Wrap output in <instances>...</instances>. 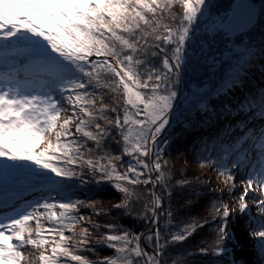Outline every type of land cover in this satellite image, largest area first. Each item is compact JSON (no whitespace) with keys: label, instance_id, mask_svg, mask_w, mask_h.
Wrapping results in <instances>:
<instances>
[{"label":"snow or ice","instance_id":"obj_1","mask_svg":"<svg viewBox=\"0 0 264 264\" xmlns=\"http://www.w3.org/2000/svg\"><path fill=\"white\" fill-rule=\"evenodd\" d=\"M172 2L0 0V41L6 46L16 42L5 52L19 60L0 72V159L27 164L26 183L41 193L39 199L18 207H0V264H28L22 251L25 246L45 249L39 254V264H163L169 246L186 241L203 226L193 219L173 231L172 211L161 224L164 201L157 189L170 198L173 185L164 170L167 161L160 137L171 122L175 87L188 60L186 46L193 23L206 8V0H179V20L173 16L163 22V12ZM150 56L160 57V63L152 64ZM242 83L241 74L234 72L217 94L227 96ZM104 89L112 93L111 103L105 101ZM65 104L69 107L64 108ZM222 107L220 115L225 120L244 113L245 119L258 116L264 121V92L258 101ZM62 111L71 115L61 121ZM237 130L240 136L232 139ZM225 132V137H218L222 155L206 159L223 178L229 195L236 189L234 172L244 176L240 213H249L247 201L251 199L264 216V199L260 198L264 196V126L254 129L239 122L235 128L226 125ZM109 139L122 145V154L131 158L123 171L113 162L121 161L122 155L106 148ZM168 143L163 140L165 146ZM40 144L43 147L37 149ZM85 169L97 185L113 183L124 194L114 208L129 209L131 214L129 201L143 200L137 215L151 230L146 235L115 233V225L109 223L105 225L109 231L101 237H92L87 225L74 232L75 224L84 220L81 207L93 203L74 198L76 189L87 184ZM189 183L176 181L184 186ZM140 185L144 193L129 187ZM233 215L227 204L213 205V218H219V225L214 240L199 247V255L222 258L228 254L226 242L233 238L228 225ZM249 226L264 257V219L253 216ZM161 228L166 230L163 235ZM93 238L114 254L95 262L78 254ZM173 264L184 261L178 257Z\"/></svg>","mask_w":264,"mask_h":264},{"label":"trees","instance_id":"obj_2","mask_svg":"<svg viewBox=\"0 0 264 264\" xmlns=\"http://www.w3.org/2000/svg\"><path fill=\"white\" fill-rule=\"evenodd\" d=\"M231 1L206 0L205 14L199 16V19L193 23L186 46L188 60L182 69L179 83L175 87L177 97L173 101L171 122L160 137L161 147L165 149L163 160L167 161L164 170L170 177L169 183L173 185L170 198L162 189H157V193L162 195L164 201L161 211L165 215L161 218V224L167 220L166 213L172 211L173 231L182 227L184 222H191L193 219L198 225H203L198 227L186 241L169 246L162 257L163 264H173L178 257L183 259L184 264H220L221 260L223 264H232L230 261L232 258L226 256L215 258L198 254L199 247H206L214 240V232L219 225V218H213V205L224 203L230 207L240 193V188L236 184L237 178H235L236 189L229 195L223 178L218 175L206 158L216 159L222 155L218 149L221 142L218 137H225L226 125L235 128L239 122H243L254 129L264 126V121L258 116L245 119L246 114L242 113L235 119L229 117L225 120L220 115L224 111L222 107L224 103L235 106L242 100L247 102L255 98L258 101L264 92V70H262V65H264V3L260 8L258 23L248 32L234 38L221 37V25L213 34L203 31L205 26L213 20H219L220 24L222 23L228 15ZM181 15L182 6L179 0H173L171 6L163 12V22H168L173 16L179 20ZM15 43L7 46L2 44L3 52L6 54L5 48L12 47ZM248 53H253L255 63H247V65L244 63L242 56ZM0 60L5 61L9 65L8 68L19 62L18 58L13 59L9 55L5 58L0 57ZM149 60L154 65L160 63V57L150 56ZM243 65H246L244 70ZM234 72L241 74L242 86L234 88L227 96L218 95L219 88L233 76ZM103 92L105 101L111 103L112 93L107 89ZM239 136V130L232 133V139ZM164 139L169 141L166 146L163 144ZM36 147L38 148V145ZM89 147H92L91 142H89ZM106 148L113 154L122 155L121 161L113 162L117 163L120 171H123L131 158L122 154V145L109 139L106 141ZM234 175L237 177L236 172ZM85 177L92 178L87 175L86 169ZM180 179H186L190 183L186 186L176 184V181ZM129 187H135V191L140 193L146 191L143 185ZM148 187L150 188L151 185ZM40 195H34V197ZM74 198H81L86 203L93 202L91 207L80 209L85 218L81 224L89 226L92 237H101L108 232L109 229L105 225L109 223L115 225L113 229L115 233L128 231L146 235L151 230V225L145 223L137 215L142 210L143 200L140 203L134 200L129 201L131 214H128L129 209L113 207L124 199V194L115 189L113 183L98 185L87 183L76 189ZM146 198L150 199V197ZM94 224H99L101 227H93ZM165 231L161 228L162 235ZM65 234L70 233L66 231ZM189 253L197 254L189 255ZM78 254L95 262L103 257L112 256L114 250L98 244L93 238L90 239L87 248L81 249ZM257 255L264 264V257H261L260 253ZM69 264H74V262H69Z\"/></svg>","mask_w":264,"mask_h":264},{"label":"rangeland","instance_id":"obj_3","mask_svg":"<svg viewBox=\"0 0 264 264\" xmlns=\"http://www.w3.org/2000/svg\"><path fill=\"white\" fill-rule=\"evenodd\" d=\"M69 106L67 104L64 105V108H68ZM71 115L70 111H62L60 114L59 119L62 121L67 116ZM75 122L73 121L72 127L74 129ZM50 140L54 141V136H49ZM43 144H40L39 148H42ZM37 148V149H39ZM8 177L11 178V180H15L14 186L15 188L18 187V185L27 186L29 190L34 191V189L30 188L28 184L26 183V178L30 172V168L27 164L19 163L9 169L6 170ZM244 179V176L242 174H239L237 177L236 184L239 186L240 191H242V188L240 186V181ZM260 198L264 199V196H261ZM81 199V198H80ZM238 200H239V194L235 197V202L230 206V209L234 210V215L232 216V219L229 218V229L232 233V239L228 241L229 247L228 254L225 256L230 259L231 263L234 261L235 264H260L259 258H257L258 250H259V241L254 239L252 237V227L249 226L250 218L260 217L261 219H264V216H261V214L258 212L257 208L253 204L251 199H248V203L250 205L249 213L242 214L238 210ZM85 220V218H84ZM35 226V225H34ZM33 226V227H34ZM81 223L75 224L73 231L79 232L81 230ZM231 244V245H230ZM36 252H34V255L39 257L40 252L45 251L44 248L35 247ZM28 248L24 249V252H27ZM31 264H39V260L31 262Z\"/></svg>","mask_w":264,"mask_h":264},{"label":"water","instance_id":"obj_4","mask_svg":"<svg viewBox=\"0 0 264 264\" xmlns=\"http://www.w3.org/2000/svg\"><path fill=\"white\" fill-rule=\"evenodd\" d=\"M262 3L264 0H232L222 35L235 37L253 29L258 23ZM244 60L247 65L249 58Z\"/></svg>","mask_w":264,"mask_h":264},{"label":"bare ground","instance_id":"obj_5","mask_svg":"<svg viewBox=\"0 0 264 264\" xmlns=\"http://www.w3.org/2000/svg\"><path fill=\"white\" fill-rule=\"evenodd\" d=\"M244 69H246V65H243V70ZM39 146L40 145H38V148H39ZM34 225H35L34 221L30 222V226L33 227ZM26 248H28V250H27V252H24V249H26ZM22 251L24 253L25 259L28 262V264H31V262L38 260L37 256L34 255V252H36V249L33 246H25L22 249Z\"/></svg>","mask_w":264,"mask_h":264}]
</instances>
